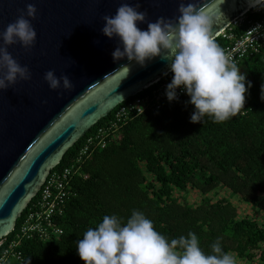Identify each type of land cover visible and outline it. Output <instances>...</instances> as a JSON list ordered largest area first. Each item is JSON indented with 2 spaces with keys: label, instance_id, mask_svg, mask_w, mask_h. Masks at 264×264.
Wrapping results in <instances>:
<instances>
[{
  "label": "trees",
  "instance_id": "obj_1",
  "mask_svg": "<svg viewBox=\"0 0 264 264\" xmlns=\"http://www.w3.org/2000/svg\"><path fill=\"white\" fill-rule=\"evenodd\" d=\"M215 41L221 48L229 43L222 36ZM239 66L251 82L244 113L222 123L208 116L191 123L194 108L187 96L128 120L74 174L60 218L63 234L22 241L25 264H84L75 245L83 232L104 215L126 220L133 210L142 211L169 240L192 232L211 254L219 237L222 250L238 261L264 264V61L254 56ZM106 119L71 146L55 170L72 165L85 139Z\"/></svg>",
  "mask_w": 264,
  "mask_h": 264
},
{
  "label": "water",
  "instance_id": "obj_2",
  "mask_svg": "<svg viewBox=\"0 0 264 264\" xmlns=\"http://www.w3.org/2000/svg\"><path fill=\"white\" fill-rule=\"evenodd\" d=\"M181 0H0V32L25 6L36 7L30 20L36 39L30 49L19 41L7 51L31 78L0 90V238L10 234L24 208L37 195L49 173L68 149L120 103L150 87L170 71L159 57L144 67L126 58L113 61L118 38L104 36V15H114L121 3L140 4L146 12L138 27L158 17L174 19ZM195 10L219 17L217 38L237 16L249 11L250 0H183ZM2 45V40H0ZM67 75L73 87L52 90L44 73Z\"/></svg>",
  "mask_w": 264,
  "mask_h": 264
},
{
  "label": "clouds",
  "instance_id": "obj_3",
  "mask_svg": "<svg viewBox=\"0 0 264 264\" xmlns=\"http://www.w3.org/2000/svg\"><path fill=\"white\" fill-rule=\"evenodd\" d=\"M250 6L264 8V0H250ZM139 8V3H121L114 15L102 17L100 32L119 40L111 53L113 61L126 58L127 68L132 62L144 67L156 57L165 61L173 74L165 96L169 102L176 100L180 89L189 97L186 103L194 108L191 123L201 122L205 116L214 123L235 117L244 108L251 82H246V75L215 41L213 26L219 17L195 10L191 3L181 0L177 17H158L143 30L138 23L145 21L146 12ZM35 13V5L26 4L25 11L0 32V90L8 89L18 79L31 78L28 67L21 66L6 46L19 41L25 49L32 47L36 32L25 16L34 19ZM43 78L52 90L73 87L67 75L57 77L53 70L46 71ZM260 99L264 101V84ZM75 245L84 264H237L234 254L222 250L219 237L210 245L211 254H205L194 233L169 240L137 210L126 220L115 214L104 215L95 227L83 232Z\"/></svg>",
  "mask_w": 264,
  "mask_h": 264
},
{
  "label": "built area",
  "instance_id": "obj_4",
  "mask_svg": "<svg viewBox=\"0 0 264 264\" xmlns=\"http://www.w3.org/2000/svg\"><path fill=\"white\" fill-rule=\"evenodd\" d=\"M251 13V15H249ZM219 36L229 40L222 47L226 56L241 70L239 64L246 58L260 56L264 61V8L253 7L235 17ZM169 72L159 81L115 107L98 128L91 133L79 150L74 163L64 169H52L46 180L18 219L19 225L10 234L0 238V264H25L20 245L24 239L39 237L45 241L63 234L60 218L69 200L71 180L81 164L97 147L103 148L115 139L122 126L131 118L149 110H160L167 104L178 102L187 95L177 89L178 99L169 102L166 85L172 78ZM240 112L244 113L245 108ZM109 117V118H108ZM104 119V118H103Z\"/></svg>",
  "mask_w": 264,
  "mask_h": 264
},
{
  "label": "rangeland",
  "instance_id": "obj_5",
  "mask_svg": "<svg viewBox=\"0 0 264 264\" xmlns=\"http://www.w3.org/2000/svg\"><path fill=\"white\" fill-rule=\"evenodd\" d=\"M221 194H224V191H221L220 192ZM196 195L194 194H192L191 195V197L189 198V199H191L192 197H195ZM234 196H232V198H233ZM236 201V200H235ZM237 203H238V201H236ZM239 205L242 207V211L244 212V213H250V208H249V206H247V205H245V204H241V203H239ZM238 261V260H237ZM238 264H244V262L243 261H238L237 262ZM247 264V263H246Z\"/></svg>",
  "mask_w": 264,
  "mask_h": 264
}]
</instances>
